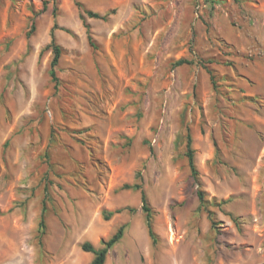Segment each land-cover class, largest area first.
<instances>
[{
  "label": "rangeland",
  "instance_id": "1",
  "mask_svg": "<svg viewBox=\"0 0 264 264\" xmlns=\"http://www.w3.org/2000/svg\"><path fill=\"white\" fill-rule=\"evenodd\" d=\"M79 1L0 0V264H264V0Z\"/></svg>",
  "mask_w": 264,
  "mask_h": 264
},
{
  "label": "trees",
  "instance_id": "2",
  "mask_svg": "<svg viewBox=\"0 0 264 264\" xmlns=\"http://www.w3.org/2000/svg\"><path fill=\"white\" fill-rule=\"evenodd\" d=\"M75 3L81 9L80 18L82 19L84 26L87 29L89 41L91 42V44L94 47H96L95 46L96 44H94L93 40H92L91 25L87 21V17L97 18V19H106L108 16V13L101 14V13L94 11V10L83 9V4L79 0H75ZM55 27H56V25L52 29V39H51L50 44L47 46V48L51 47L53 50V58L51 60V65H50L51 66L50 67V75H51L52 79L58 83L59 78H58V75L56 72V67L60 61V57L62 54V47L56 42ZM33 28H34V26H33ZM185 62H190V61L186 60V59H180L177 63L182 64ZM210 73H211V77L213 80V84L216 85L214 82V77L212 75L211 70H210ZM186 155L188 157V163H189V167L191 170V175H192L194 181L196 182V184L198 185L197 194H198L199 201H200V204H199V209H200L204 206L205 192L201 187L202 184H201L200 177H199L200 174H199V170H198L197 165H196L195 151L192 147V136L190 134H187ZM122 189L139 190V189H142V184L140 182H136L134 184L125 183L122 185ZM141 197H142V212L144 213V216H145L146 226H147L149 235L151 236L153 241L156 242V234H155L154 227H153V212H152L151 207L149 205L147 194L143 189H142ZM128 209L132 212L136 211V208L129 207ZM122 211H123L122 208H119L115 211L104 210L103 211L104 219L109 220L113 216L114 213H120ZM44 212H45V210H43V212H42V218L40 220V227H43V225H44ZM126 226H127V223L122 224L109 239H107V240L102 239V244H103L102 247H96L89 241H86L83 243V245H82L83 250L88 251V252H92L94 254V257L90 261L89 264H105L109 250L112 247H114L122 239Z\"/></svg>",
  "mask_w": 264,
  "mask_h": 264
}]
</instances>
